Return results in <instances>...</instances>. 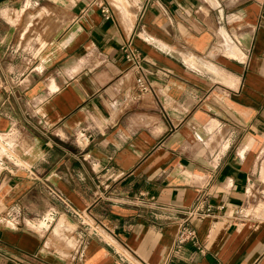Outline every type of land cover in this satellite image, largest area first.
Returning a JSON list of instances; mask_svg holds the SVG:
<instances>
[{
  "label": "crops",
  "instance_id": "crops-1",
  "mask_svg": "<svg viewBox=\"0 0 264 264\" xmlns=\"http://www.w3.org/2000/svg\"><path fill=\"white\" fill-rule=\"evenodd\" d=\"M90 1L0 0V264H264V0Z\"/></svg>",
  "mask_w": 264,
  "mask_h": 264
},
{
  "label": "built area",
  "instance_id": "built-area-1",
  "mask_svg": "<svg viewBox=\"0 0 264 264\" xmlns=\"http://www.w3.org/2000/svg\"><path fill=\"white\" fill-rule=\"evenodd\" d=\"M96 6L99 10V13L103 20L109 21L112 19V13L109 7L103 2H99V0H91L87 6V8H92ZM119 52L126 64V70L129 72L133 78V88L132 92L129 94L128 100L131 103L139 102L144 96H152L157 104L160 103L159 93L156 88L152 85L151 76L153 75L152 70L148 66V62L143 56V54L136 48L131 39L123 41L119 46ZM92 138V134L90 132L81 131L75 136V140L79 147H86L89 144V141ZM86 159L89 158L88 155L84 156ZM136 205L149 210H158L166 211L164 207H160L156 204V200L152 196H147L145 194H141L139 198L136 200ZM212 214V210L210 207L197 206L192 211L188 212V218H197L198 220L203 219L204 217ZM152 217L154 220H163V221H171L170 215L161 212L153 211ZM45 223H49L50 221L45 220ZM187 244H191L192 246L198 247L197 236L194 229H192L188 223L187 219L178 224L177 234L174 240V244L171 250V256H177L180 254L183 247Z\"/></svg>",
  "mask_w": 264,
  "mask_h": 264
},
{
  "label": "rangeland",
  "instance_id": "rangeland-1",
  "mask_svg": "<svg viewBox=\"0 0 264 264\" xmlns=\"http://www.w3.org/2000/svg\"><path fill=\"white\" fill-rule=\"evenodd\" d=\"M260 204H264V199L258 197L257 199H255V202L253 204L251 203L252 206H250V208H248L247 212L251 213L254 206L257 208Z\"/></svg>",
  "mask_w": 264,
  "mask_h": 264
},
{
  "label": "bare ground",
  "instance_id": "bare-ground-1",
  "mask_svg": "<svg viewBox=\"0 0 264 264\" xmlns=\"http://www.w3.org/2000/svg\"><path fill=\"white\" fill-rule=\"evenodd\" d=\"M66 224V223H65Z\"/></svg>",
  "mask_w": 264,
  "mask_h": 264
}]
</instances>
